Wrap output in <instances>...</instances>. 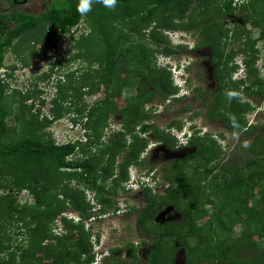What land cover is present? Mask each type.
Returning <instances> with one entry per match:
<instances>
[{"label": "trees", "instance_id": "obj_1", "mask_svg": "<svg viewBox=\"0 0 264 264\" xmlns=\"http://www.w3.org/2000/svg\"><path fill=\"white\" fill-rule=\"evenodd\" d=\"M260 1L252 0L246 9L236 0H118L116 9L109 10L100 0H94L91 11L82 15L77 10L81 0H56L47 14L24 15L15 20L17 24L0 42V67L11 48L18 61L28 66L38 53V44L52 48L55 37L66 34L73 54L65 62L80 61L81 66L64 73V77L57 76L56 93L50 101L53 120L40 118V108L35 110L34 101L41 91L38 80L55 76L60 66L50 65L49 72L37 76L25 91L15 89L9 96L7 81L0 78V264L94 263L92 235L82 223L90 218L86 213L92 208L86 201V191L93 194L99 211L106 214L111 197L124 191L129 165L142 164L140 156L148 143L145 134L152 131L156 143L167 149L182 148L169 130L148 123L151 111L145 108L155 96L177 102L186 96L180 95L174 83L171 65H159L158 56L170 58L181 51L210 49L220 91L210 103L208 116L221 120L234 135H243L259 125L246 126L245 115L255 107L251 102H242L236 91L264 101V79L256 67V43L264 40V7L257 6ZM242 9L247 13L241 16L240 24L231 28L221 21ZM81 21L88 31L76 37L72 33ZM246 22L260 29L257 38L245 28ZM193 30H199L201 36L195 46L172 42V34ZM230 32L233 40L246 35L237 48L226 42ZM237 53L243 55L244 76L230 80L238 68L232 62ZM62 58V54L56 57L59 65ZM129 87L134 93L119 108L115 99ZM229 88L236 91L227 98ZM100 91L104 97L87 111L85 104L78 106L82 97ZM69 99L71 106L67 107ZM72 111L79 114V119L85 118L81 127L85 142L58 144L46 129L62 113ZM116 114L123 117L121 130L109 134L103 143L107 120ZM9 115L14 116V127L7 123ZM177 125L172 121L170 127ZM132 127H137L143 137L132 133ZM260 128L248 147L251 156L242 164L215 163L221 157L216 141L210 140L207 133L200 138L194 129L184 145L193 152L168 165L170 173L164 180L170 185L164 184L163 195H152L150 188L142 190L145 205L136 224L151 236L146 264H173L181 249L173 245L175 241L186 249V264H264V247L260 248L253 238L255 234L264 238V122ZM125 150L129 153L123 157ZM116 157H122V162H116ZM258 187L261 190L254 193ZM22 191L29 193L32 203L18 202L16 195ZM167 205L173 206L180 218L154 223V217ZM69 209L78 212L79 223L64 217ZM244 215L250 218L243 220ZM58 217L64 232L53 236L52 225ZM236 225L243 229L234 237L232 229ZM75 230L76 237L70 239ZM187 238L195 243L187 245ZM119 249L130 250L129 264H136L132 244L109 249L104 259H111L109 264H126L122 258L112 259Z\"/></svg>", "mask_w": 264, "mask_h": 264}, {"label": "rangeland", "instance_id": "obj_2", "mask_svg": "<svg viewBox=\"0 0 264 264\" xmlns=\"http://www.w3.org/2000/svg\"><path fill=\"white\" fill-rule=\"evenodd\" d=\"M252 0H236V3H241L245 5L246 9L248 3ZM258 8L264 7V0H261L258 3ZM247 13L246 10L241 12H236L229 19L222 18L221 21H225L228 27H234L236 23L240 24L241 16ZM245 28L251 32V36L255 39L258 37L260 29L257 25H253L252 23H245ZM75 30V29H74ZM87 32L88 27L84 22H80L74 34L76 37L82 32ZM246 36V35H245ZM241 37L239 40H233V36L231 32L229 33V37L226 39V42H231L237 48L238 41H243L245 39ZM201 38L199 34V30L193 31H185L182 33H175L171 35V40L175 44H182L190 48L191 46H195L198 42V39ZM55 45L53 48H40L39 45L36 46L37 55L44 52L43 56H35L33 64L28 68H20L13 72V76L10 79H6L7 85V93L9 96L13 90H21L25 91L28 87L31 86V83L36 79L37 76L42 74L43 72L48 70L46 67V61L53 62V65L60 66L61 69L56 71L55 76L46 80L37 82L38 88L41 90L39 96L34 101L35 110L40 108V118L42 116H46L47 118H51L53 120V113L51 112V104L50 101L53 99L56 93L55 84L57 83V76H63L64 73L75 70L81 66L80 61H74L72 63H66L65 59L73 54V49L71 48V42L69 41V35H58L55 37ZM42 46V45H41ZM40 48V49H38ZM53 49V58L50 56H46ZM257 49V63L256 67L259 70L260 76L264 79V40H259L256 43ZM228 50V49H227ZM40 51V52H39ZM42 52V53H41ZM62 54V63L56 60L57 55ZM15 53L12 51H7L4 60L2 63V67L0 68V74H4L5 65L11 64L16 61ZM212 55L210 49L204 48L202 50H197L191 53H186L181 51L178 54H173L170 58H166L164 56H158V64L164 65L167 61L170 64H174L178 67L180 62H185L184 64H188L187 70L185 72L186 76V85L183 86V92H187L186 96L183 97L180 101H174L169 98L168 100H162L158 95L154 97L151 103H147L145 110L147 108L150 109V119L148 123L154 124L160 130L165 129V131H170V134L174 137V140L177 146H182L181 149H167L162 144L156 143V139L152 131L148 134H145V138L148 141L145 151L140 156L141 165H129L128 174L130 173V178L132 181L136 182L140 180L137 176L147 175L150 177L151 182L149 183V188L152 190L153 194L163 195V191L166 188L164 185L166 182L164 180V176L169 174L168 165L171 162H176L185 158L193 152V148H189L188 146H184L186 143V137L190 135L194 129L199 132V137H203L206 133L211 136L212 141H216V145L219 146L221 151V157L215 163L229 162L231 164H242L243 160L247 159L251 156L248 151V147L251 142L256 138L258 134H260V125L264 122V101L259 100L255 96H247L241 94V92L236 91L229 88L227 95L230 98L235 93L239 94V98L242 102H251L255 109L251 112H247L245 115L247 125L250 124H259L254 129H249L243 135H234L230 133L226 128L224 123L221 120H216L210 118L207 114L210 103L213 100L215 94L220 91V87L218 84V80L215 76V66L211 63ZM243 55L237 53L233 58L232 62L242 61ZM166 62V63H165ZM228 62V64L232 63ZM18 63V62H17ZM43 64L41 67L40 65ZM233 64V63H232ZM19 65V64H18ZM172 66V65H171ZM182 66V67H185ZM229 65H227L228 67ZM173 67V66H172ZM178 69V68H176ZM177 73L176 70H174ZM237 70L234 73H231L230 80H236L240 78L242 75L241 70L237 73ZM123 77V76H122ZM65 79V78H64ZM199 87V91H194L195 88ZM134 93L132 87L124 88L121 94V97L115 99V104L120 108L125 105V99L128 95ZM104 97L103 92H98L92 96H84L78 102V106L85 104L86 111L95 105L97 101L101 100ZM239 99V100H240ZM40 100H44V105L40 104ZM72 99L67 100L65 103L67 107L71 105ZM77 101V100H76ZM30 104V102H28ZM70 105V106H69ZM85 111V110H84ZM84 111L82 114H84ZM222 112V110H220ZM86 113V112H85ZM63 115L58 119L52 121L49 127L46 129L47 133L51 134L52 139L58 143H67L73 142L75 140H83L84 131L82 130V123L85 121V118L79 119V114L75 112L70 113H62ZM219 116V114H216ZM84 117V115H83ZM72 119H77L78 121L74 123ZM172 121H177V126H171ZM121 122H123V117L119 114L111 116L107 120L108 128L103 129V136L101 138V142L105 143L109 134L113 132H117L121 130ZM7 123L9 126L14 127L16 122L14 121V116L9 115L7 117ZM192 126V127H190ZM132 133L137 134L139 137H143V135L138 134V128L132 127ZM185 134V137H184ZM222 135V137H220ZM118 138V137H117ZM127 142L131 139L129 135L124 137ZM207 144H210L208 141ZM129 153V150H125L122 152L121 156L125 157ZM77 153L75 156H78ZM75 156L73 158H75ZM79 157V156H78ZM122 157H116V162H122ZM139 184V183H138ZM166 185H170V183H166ZM132 185L128 184L127 181L123 183L124 191L120 194H117L112 198L111 206L105 207L106 212L103 213L99 211V205L97 201L94 199L93 194L90 191L85 193L86 201L92 206L90 212L86 214H90V218L86 220H82L84 222V229L91 233V244H92V252L95 256V260L98 262L106 253L107 249L110 248H121L127 244H132L134 248H136V256L137 262L145 264L146 257L151 248V236L143 233L138 225L136 224L137 217L145 205V201L142 195V189H138L136 187L130 188ZM261 190V187L255 188L254 193H258ZM18 202L20 204L24 203H32V197L29 195L27 191H22L16 195ZM109 197V195H108ZM209 208V207H207ZM116 209V211H114ZM69 211V210H68ZM113 211V212H112ZM66 213V212H65ZM74 224L79 223L81 217H79L78 212L73 210ZM180 218V214L177 213L173 206L167 205L154 217L153 222L157 224H164L168 221L178 220ZM250 217L247 215L243 216V220H248ZM62 222L60 217L57 218L55 224L52 225L53 228V236L62 234L64 232L62 228ZM242 225H236L232 229V235L238 236V234L242 231ZM77 231H73L70 239L76 237ZM54 238V237H53ZM254 240L257 242L260 248L264 247V238L260 234L254 235ZM22 239V237H21ZM142 242H145L146 245H141ZM195 243L194 239L187 238V245L191 246ZM175 247L180 246L181 249L175 254L173 258V264H186L185 263V254L186 249L183 244L175 241L173 243ZM130 250H122L118 251L114 254L112 259L118 260L122 258L124 262H129ZM102 260V259H101ZM111 261L108 259H103L101 264H109ZM46 264V262L44 263Z\"/></svg>", "mask_w": 264, "mask_h": 264}, {"label": "flooded vegetation", "instance_id": "obj_3", "mask_svg": "<svg viewBox=\"0 0 264 264\" xmlns=\"http://www.w3.org/2000/svg\"><path fill=\"white\" fill-rule=\"evenodd\" d=\"M55 2H56V0H0V42H1V39L6 37L8 31H10V29L13 28L17 24V22H15V20L17 18L22 17L24 15L40 17L42 14H47L49 12V9L51 7H53V4ZM48 31H50V29H48ZM38 47H40V45ZM40 48H38V49H40ZM8 51L14 52L13 48H11ZM40 55L41 54L39 53L37 56H40ZM43 55H44V53H42L41 56H43ZM4 56H3L2 60H4ZM15 57H17V56H15ZM34 57H33V59H34ZM33 59L31 61L30 65H28V66H24L20 61H18V58H16V61L12 62L11 64H8V65L4 64L3 67H5V72L3 75L0 74V77L4 76L6 79H10V78L14 77L13 72L20 70L19 67H21V68L30 67L33 64V61H34ZM42 65L43 64H41L40 67ZM46 65H47L46 67H48L47 62H46ZM118 251H122V250L119 249ZM108 255H109V249H107L106 253L103 255V257L101 259L103 260ZM129 257H130V255H129ZM101 259L99 262L97 260H95V262L92 264H101L102 263ZM129 261H130V259H129ZM126 264H129V262H126ZM136 264H141V263H136Z\"/></svg>", "mask_w": 264, "mask_h": 264}, {"label": "clouds", "instance_id": "obj_4", "mask_svg": "<svg viewBox=\"0 0 264 264\" xmlns=\"http://www.w3.org/2000/svg\"><path fill=\"white\" fill-rule=\"evenodd\" d=\"M94 0H81L77 10L83 15V14H86L87 12L91 11L92 9V4H93ZM100 2L103 4V6L109 10H115L116 7H117V4H118V0H100ZM53 48V47H52ZM44 53V52H43ZM46 56H50L51 58H53V49L52 51L49 53V54H46ZM48 63V70L45 71V72H49V68H50V65L52 64L53 65V62L51 61V59L49 61H46ZM168 62V61H167ZM169 63V62H168ZM185 62H180V64L178 65V67L174 64H170L172 65L169 69L172 73V76H173V80H174V83L175 85L180 89V95L184 96L187 94V92H183V86L186 85V76H185V72L187 70V65L188 64H184ZM235 64L238 65V68H237V72L239 70H241L242 74L244 76V68H243V62L240 61H235L234 62ZM186 65V66H185ZM182 66H185V67H182ZM178 68V69H176ZM174 70L177 71V73L174 72ZM236 72V73H237ZM44 73V72H43ZM3 75V74H1ZM53 75H51L50 78H52ZM242 77V76H241ZM0 78H4V76H1ZM47 82L49 81L46 80ZM192 134V133H191ZM190 134V135H191ZM188 135L186 137V139L190 136ZM184 137H185V134H184ZM81 141V140H80ZM85 142V139L83 140ZM82 142V141H81ZM138 179L140 180H137L136 182L132 181L131 178H130V173L128 174V180H127V183L132 185L130 188H138V189H144V188H149V183L151 182V179L150 177H148L147 175H141V176H137ZM139 183V184H138ZM87 192V191H86ZM64 217H66L68 220H73V221H76L74 218V215H73V209H69V211L67 210L66 213H64ZM80 220V219H79ZM77 220V221H79ZM62 226V225H61ZM63 228V227H62Z\"/></svg>", "mask_w": 264, "mask_h": 264}]
</instances>
